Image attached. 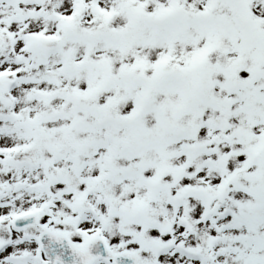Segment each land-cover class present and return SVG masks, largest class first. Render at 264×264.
Returning <instances> with one entry per match:
<instances>
[{
	"label": "snow or ice",
	"instance_id": "6c2138e0",
	"mask_svg": "<svg viewBox=\"0 0 264 264\" xmlns=\"http://www.w3.org/2000/svg\"><path fill=\"white\" fill-rule=\"evenodd\" d=\"M0 264H264V0H0Z\"/></svg>",
	"mask_w": 264,
	"mask_h": 264
}]
</instances>
